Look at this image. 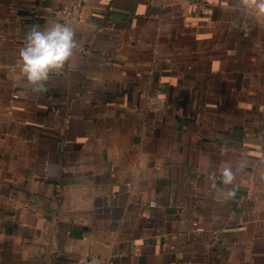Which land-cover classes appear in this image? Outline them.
Returning a JSON list of instances; mask_svg holds the SVG:
<instances>
[{
    "label": "crops",
    "instance_id": "1",
    "mask_svg": "<svg viewBox=\"0 0 264 264\" xmlns=\"http://www.w3.org/2000/svg\"><path fill=\"white\" fill-rule=\"evenodd\" d=\"M68 1L0 0V264H264V17L86 0L35 91L19 50Z\"/></svg>",
    "mask_w": 264,
    "mask_h": 264
},
{
    "label": "clouds",
    "instance_id": "2",
    "mask_svg": "<svg viewBox=\"0 0 264 264\" xmlns=\"http://www.w3.org/2000/svg\"><path fill=\"white\" fill-rule=\"evenodd\" d=\"M246 8L264 17V0H241ZM78 47L76 32L69 24L51 23L43 29L33 25L26 34L25 45L19 56L26 82L33 90L42 92L50 80V74H60L72 60ZM224 182L231 183L234 176L230 168L224 170ZM234 196L232 191L227 192Z\"/></svg>",
    "mask_w": 264,
    "mask_h": 264
},
{
    "label": "built area",
    "instance_id": "3",
    "mask_svg": "<svg viewBox=\"0 0 264 264\" xmlns=\"http://www.w3.org/2000/svg\"><path fill=\"white\" fill-rule=\"evenodd\" d=\"M86 0H69L67 4L63 6L60 12L61 24H69L75 32L82 21L83 10ZM69 64V63H68ZM68 64L64 70L68 68ZM148 104L151 109L161 112L166 107V100L158 96H151L148 98ZM80 264H110L100 256L91 255L82 258Z\"/></svg>",
    "mask_w": 264,
    "mask_h": 264
}]
</instances>
